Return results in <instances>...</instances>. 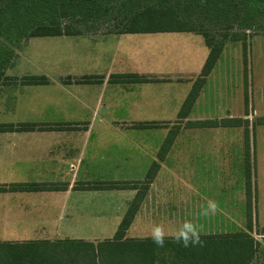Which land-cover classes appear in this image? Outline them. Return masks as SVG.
<instances>
[{"label": "crops", "instance_id": "0c3cea01", "mask_svg": "<svg viewBox=\"0 0 264 264\" xmlns=\"http://www.w3.org/2000/svg\"><path fill=\"white\" fill-rule=\"evenodd\" d=\"M145 35L110 34L94 42L86 35L46 37L63 40V47L49 46L44 64L37 62L40 48L34 55L26 50L34 38L24 43L5 73L15 83L0 86V125L37 128L0 132V242L112 239L137 195L127 238L237 231L223 232L222 225L247 223L248 171L254 226L264 210V126H256L255 136L175 135L166 145V126L179 121L208 50L197 57L191 48H168ZM118 75L156 81L112 82ZM32 76L50 83H21ZM82 77L92 80L74 81ZM203 89L185 121L214 122V114L194 117ZM147 123L156 126L134 127ZM214 125L199 128L230 127ZM153 165L156 173L143 188ZM104 183L137 186L96 188Z\"/></svg>", "mask_w": 264, "mask_h": 264}, {"label": "trees", "instance_id": "16d2710c", "mask_svg": "<svg viewBox=\"0 0 264 264\" xmlns=\"http://www.w3.org/2000/svg\"><path fill=\"white\" fill-rule=\"evenodd\" d=\"M100 31L105 35L192 33L203 38L208 55L178 114V120L182 121L191 111L225 45L242 42L245 46L251 35L264 34V0H0V85L9 80L5 73L16 62L18 47L28 39L82 36ZM91 80V77H82L74 81ZM154 81L151 76L112 77L114 83ZM21 83L39 86L50 81L45 76H32L24 77ZM210 123L197 122L195 126L213 127ZM256 124L264 125V119H258ZM155 126L154 123L134 125L135 128ZM36 128L31 124L0 125V132ZM175 135L176 132L168 134L166 145ZM155 173L156 165H153L141 183L143 188ZM136 186V183H104L96 188ZM251 196L248 171L247 232L127 238L126 232L140 205L137 195L112 239L0 242V264H253L259 244L249 234Z\"/></svg>", "mask_w": 264, "mask_h": 264}, {"label": "rangeland", "instance_id": "374dc122", "mask_svg": "<svg viewBox=\"0 0 264 264\" xmlns=\"http://www.w3.org/2000/svg\"><path fill=\"white\" fill-rule=\"evenodd\" d=\"M103 35H105L103 31L86 34V36L91 38V42ZM144 37H147L144 39L156 41L155 43H160V45H166L168 48H170L171 44L180 48H191L194 54L195 52L197 53V57H200L201 53L207 52L203 38L192 33L148 34ZM62 41L52 38H34V40L31 39L27 43L26 50L34 55V49L40 48L36 53L40 57L37 62L44 64L45 61L42 58L46 56L47 48L49 46L54 48L63 47ZM83 43L87 44V42ZM245 43V46L242 42H228L225 45L214 69L206 78L201 104H198L194 110L195 118H206L214 114L215 120L212 122L213 124L217 126L218 124L221 126L228 125L230 127L228 129H200L195 126L197 121L182 120L167 125V134L176 132V135L186 136L223 134L246 137L255 136L256 126H264L256 124L258 119H264V34L251 35ZM22 47H24V44L20 45L19 49L16 50L17 55L22 50ZM199 75L196 76L194 82ZM15 81L16 79L9 78L8 81H4L0 86L14 84ZM226 117H231L232 120L228 121ZM259 180L263 183L264 179L259 177ZM261 200L262 206H264L263 187ZM255 210L256 206L252 199V218L257 214ZM255 220L256 222L249 232L259 244L257 257L253 264H264V210H262L261 216L256 217ZM222 226L223 228L225 227V229H222L223 232H227L231 228L237 230H231L232 232L227 233L244 232L247 229V223L242 222L241 224L236 222L232 225H227V227L224 224Z\"/></svg>", "mask_w": 264, "mask_h": 264}]
</instances>
